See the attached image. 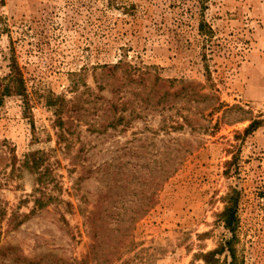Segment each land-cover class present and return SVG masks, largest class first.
<instances>
[{"label": "rangeland", "instance_id": "374dc122", "mask_svg": "<svg viewBox=\"0 0 264 264\" xmlns=\"http://www.w3.org/2000/svg\"><path fill=\"white\" fill-rule=\"evenodd\" d=\"M14 65L30 105L0 95L2 245L41 264L229 263L233 197L238 262L264 264V0H0V87Z\"/></svg>", "mask_w": 264, "mask_h": 264}, {"label": "trees", "instance_id": "16d2710c", "mask_svg": "<svg viewBox=\"0 0 264 264\" xmlns=\"http://www.w3.org/2000/svg\"><path fill=\"white\" fill-rule=\"evenodd\" d=\"M199 30L201 31V33H203L205 36L211 38L214 31L209 27L207 29V31H205L206 33H204V24L200 23L199 25ZM118 64H121V61H119ZM15 66V67H14ZM12 68L11 73L5 78V82L2 83L0 89H1V97L2 96H10V95H17L19 97L22 98L23 103L25 105V110L26 108H29V95L27 92V88H26V84H25V79L22 75V73L19 71L18 67L16 65H14ZM118 65L115 66V68H117ZM127 69L128 72L131 76V78H133V76L136 75L135 73V69L132 67V65L128 64L127 65ZM139 76V75H138ZM141 77H143L141 75ZM139 76V78H141ZM134 80V79H131ZM158 80V79H157ZM168 93L167 96H165L163 99L164 101H166L167 97H168ZM175 96V94H174ZM0 97V98H1ZM172 102V101H170ZM216 105L212 108V111H218L222 108L223 103H219V101L216 99ZM60 111V109H59ZM58 111V112H59ZM210 115V114H209ZM123 117L120 116L117 121H115V123H111L110 126L111 127H116L117 124H120V122H122ZM182 119L184 121L185 124L189 125V119L187 116H182ZM64 124L65 122L62 120V118L60 117V115L58 116V120H57V127L60 130V133L58 135V142L60 143L62 140H64V138L66 137L67 133H70V129H66L64 130ZM260 125V121L258 120H251L249 126L245 129V133H249V131H254L258 126ZM184 127V124H178L176 127H174V129L178 128V129H182ZM67 132V133H66ZM41 165L42 162L36 158L32 153L31 154H27L25 156L24 161L22 162V167L31 171L32 173L37 174V177L35 179V183L36 185H38V187L35 188L34 193H41V195H34V205H35V209H42L43 207H45L49 202H52L55 200V198L53 197V195H47L46 198H44L42 196V191L44 190V184H45V173L42 172L41 169ZM236 203L237 200L235 198H231L230 203L227 205V207L225 208L224 212H223V220H224V224L225 227L227 229H229V231L232 233V238L225 243V248L223 249V251H227V256L226 259H230L229 263H224V264H239L238 259H237V254H236V250L233 247L232 243L233 240L235 238V231H236V226H237V217H236ZM35 209H33L31 212H34ZM95 216L93 215L92 217H90V224H91V229L93 231V233L95 234V236L98 235V226L95 222ZM21 224V221L18 222L17 224L14 223L13 226H19ZM217 254H219V251H209L207 253L202 254V260L204 262V264H218L219 259H216ZM85 261L84 260H80L77 261L75 259H73L71 261L70 264H84ZM0 264H41V263H34L32 260H29L27 257H25L24 255H22L20 249L18 247L15 246H11V245H2L0 243ZM57 264V263H54Z\"/></svg>", "mask_w": 264, "mask_h": 264}]
</instances>
